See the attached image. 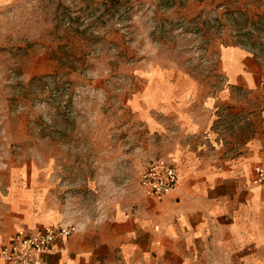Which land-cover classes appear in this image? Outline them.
I'll use <instances>...</instances> for the list:
<instances>
[{"label": "rangeland", "instance_id": "rangeland-1", "mask_svg": "<svg viewBox=\"0 0 264 264\" xmlns=\"http://www.w3.org/2000/svg\"><path fill=\"white\" fill-rule=\"evenodd\" d=\"M220 42L264 60V0H0V219L55 212L78 225L136 208L142 168L175 132L147 130L131 96L151 64L172 61L217 92ZM234 106L216 111L211 156L248 135L251 102Z\"/></svg>", "mask_w": 264, "mask_h": 264}, {"label": "crops", "instance_id": "crops-1", "mask_svg": "<svg viewBox=\"0 0 264 264\" xmlns=\"http://www.w3.org/2000/svg\"><path fill=\"white\" fill-rule=\"evenodd\" d=\"M216 49L224 80L217 92L172 61L151 64L146 84L130 98L147 130L175 132V147L163 156L177 168L176 190L160 201L141 192L136 208H115L98 222L78 224L75 233L53 242L50 264H264V186L252 182L264 150V60L237 42ZM247 102L250 130L237 140L238 152L209 155L207 146L222 144L216 111L229 104L243 111ZM61 219L55 212L11 211L0 219V246L20 225L34 230ZM0 264L9 263L0 257Z\"/></svg>", "mask_w": 264, "mask_h": 264}, {"label": "built area", "instance_id": "built-area-1", "mask_svg": "<svg viewBox=\"0 0 264 264\" xmlns=\"http://www.w3.org/2000/svg\"><path fill=\"white\" fill-rule=\"evenodd\" d=\"M179 182L175 164L165 156L148 160L138 177L140 191L158 201L176 190ZM252 182L264 186V150L253 166ZM77 230L78 225L73 222H58L34 230L21 227L9 242L0 246V257L9 264H50L46 254L53 242L58 238H67Z\"/></svg>", "mask_w": 264, "mask_h": 264}]
</instances>
